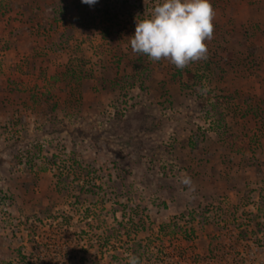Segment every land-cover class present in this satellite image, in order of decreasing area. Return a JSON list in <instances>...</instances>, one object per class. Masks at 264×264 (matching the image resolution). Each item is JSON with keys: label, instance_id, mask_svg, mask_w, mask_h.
<instances>
[{"label": "rangeland", "instance_id": "374dc122", "mask_svg": "<svg viewBox=\"0 0 264 264\" xmlns=\"http://www.w3.org/2000/svg\"><path fill=\"white\" fill-rule=\"evenodd\" d=\"M159 2L0 0V264H264V0L183 70L131 50Z\"/></svg>", "mask_w": 264, "mask_h": 264}, {"label": "clouds", "instance_id": "9594fccd", "mask_svg": "<svg viewBox=\"0 0 264 264\" xmlns=\"http://www.w3.org/2000/svg\"><path fill=\"white\" fill-rule=\"evenodd\" d=\"M94 5L97 0H82ZM216 13L211 0H161L143 19H137L134 35L129 37L133 53L152 62L167 60L177 69L207 60V42L214 38ZM202 93L206 88L199 89ZM128 264H141L130 254Z\"/></svg>", "mask_w": 264, "mask_h": 264}, {"label": "trees", "instance_id": "16d2710c", "mask_svg": "<svg viewBox=\"0 0 264 264\" xmlns=\"http://www.w3.org/2000/svg\"><path fill=\"white\" fill-rule=\"evenodd\" d=\"M72 77H73V76H72ZM74 77H75V74H74ZM113 233H114V232L111 231V232L108 234V238L113 237V236H114ZM33 234H34V233H32L31 235L34 236ZM132 254H133V255L138 254V257H139V258H140L141 256H143V255H141L140 253H138V251H136V250H133V251H132ZM140 260H141V258H140Z\"/></svg>", "mask_w": 264, "mask_h": 264}, {"label": "crops", "instance_id": "0c3cea01", "mask_svg": "<svg viewBox=\"0 0 264 264\" xmlns=\"http://www.w3.org/2000/svg\"><path fill=\"white\" fill-rule=\"evenodd\" d=\"M12 56H15V55H12ZM19 56H15V57H11L10 59H17ZM19 60V59H18Z\"/></svg>", "mask_w": 264, "mask_h": 264}]
</instances>
